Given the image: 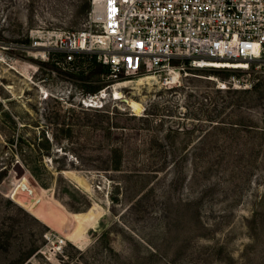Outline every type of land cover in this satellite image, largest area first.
Masks as SVG:
<instances>
[{
  "label": "rangeland",
  "instance_id": "374dc122",
  "mask_svg": "<svg viewBox=\"0 0 264 264\" xmlns=\"http://www.w3.org/2000/svg\"><path fill=\"white\" fill-rule=\"evenodd\" d=\"M90 11L0 0V42L25 46L0 56V264H264V66L112 82L97 56L54 50ZM18 183L59 221L102 213L72 242L11 197Z\"/></svg>",
  "mask_w": 264,
  "mask_h": 264
},
{
  "label": "built area",
  "instance_id": "2783aa9c",
  "mask_svg": "<svg viewBox=\"0 0 264 264\" xmlns=\"http://www.w3.org/2000/svg\"><path fill=\"white\" fill-rule=\"evenodd\" d=\"M99 5L91 0L89 28L59 36L54 50L66 52L71 63L77 55L97 56L110 67L112 80L123 72L180 73L186 63L242 71L264 66V0H100ZM16 49L25 46L0 42L2 57ZM105 92L84 105L103 107Z\"/></svg>",
  "mask_w": 264,
  "mask_h": 264
},
{
  "label": "bare ground",
  "instance_id": "6f19581e",
  "mask_svg": "<svg viewBox=\"0 0 264 264\" xmlns=\"http://www.w3.org/2000/svg\"><path fill=\"white\" fill-rule=\"evenodd\" d=\"M96 1H97V4L99 5L100 0H96ZM98 11H100V9H98ZM210 66H212V65H210ZM241 68H247V66H242ZM173 73H174V76L172 77V79L174 80V82H177V79L179 78L180 73L177 72V71H175ZM145 77L147 79L153 80L155 78V75H145ZM116 88H118V87H116ZM114 98L120 100V99H123V96L121 95V93H117L114 96ZM128 105L136 113H140L142 111V109H143L141 103H139V102H137L135 100L128 101ZM20 189H21V184L18 183L16 189L12 192L11 197L13 199L17 200L20 204L24 205L27 208V210L30 211V213L36 214L41 219L43 218L45 220H48L50 225H53L57 229L62 231L65 234V236L68 237L72 242H77L80 239H82L84 234L87 232V230L89 228H92L95 225V223L97 222L98 217L102 213L100 208H99V210H98L99 212L98 213L94 209H90L87 213H85L83 215H80V214H71V215H69V214H67V215L63 216L62 214H64V213L61 210H59V209L57 210V207H56V212H58L59 215L61 213L60 216H62V217H60V221H59V219H58L59 216H57V214L50 213L52 215H47V213L45 211H43L41 208L36 206L34 201H32L33 200L32 197L31 198L29 197V200L28 199H23V198L19 199L18 198V194L21 191ZM20 195H22V194H20ZM18 202H16V203H18ZM68 225H70V226H68Z\"/></svg>",
  "mask_w": 264,
  "mask_h": 264
},
{
  "label": "trees",
  "instance_id": "16d2710c",
  "mask_svg": "<svg viewBox=\"0 0 264 264\" xmlns=\"http://www.w3.org/2000/svg\"><path fill=\"white\" fill-rule=\"evenodd\" d=\"M83 56H89V55H83ZM94 61V63L93 64H96V66H97V68L98 69H100V71H104V72H106V74H108V75H110L111 74V70H110V67L109 66H107V65H105V64H103V63H101V62H96V60H93ZM73 63V62H72ZM71 63V64H72ZM110 81H112L113 82V80H110ZM110 84H112V83H105L104 85H102V86H99V87H97V88H91V90H89L90 92V94L91 95H93V93H95L97 90H100V89H102V88H104V87H106V86H109Z\"/></svg>",
  "mask_w": 264,
  "mask_h": 264
},
{
  "label": "water",
  "instance_id": "95a60500",
  "mask_svg": "<svg viewBox=\"0 0 264 264\" xmlns=\"http://www.w3.org/2000/svg\"><path fill=\"white\" fill-rule=\"evenodd\" d=\"M25 186H23V188H24Z\"/></svg>",
  "mask_w": 264,
  "mask_h": 264
}]
</instances>
